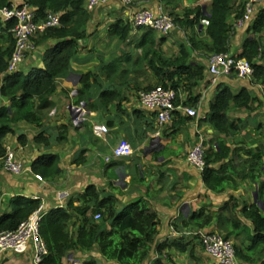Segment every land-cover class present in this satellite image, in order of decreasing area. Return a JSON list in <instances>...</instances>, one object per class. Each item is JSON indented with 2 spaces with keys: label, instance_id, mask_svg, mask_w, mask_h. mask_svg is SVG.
I'll list each match as a JSON object with an SVG mask.
<instances>
[{
  "label": "trees",
  "instance_id": "16d2710c",
  "mask_svg": "<svg viewBox=\"0 0 264 264\" xmlns=\"http://www.w3.org/2000/svg\"><path fill=\"white\" fill-rule=\"evenodd\" d=\"M88 0H24L37 10L38 19H43L47 11L60 14V25L46 29L37 38V45L54 41L44 53V68L32 67L27 72L19 70L7 71L9 58L12 55L15 39L11 31L14 21L0 20V73H4L0 83V101L5 98L9 104L0 106V159L6 153L2 139L9 132H14L12 124L26 121L41 125L47 112L54 106L52 95L57 88V79L65 77L71 70L74 57L80 50L81 41L90 35L88 25L92 13L87 9ZM166 7H179L181 0H161ZM199 1V0H189ZM11 0H0V8L11 6ZM19 3V4H20ZM169 14L173 10L166 8ZM210 13V16H208ZM244 13V0H210L206 12L203 5L184 9L183 15L176 14L174 20L181 27L192 29L186 42L179 45L178 55L165 58L159 47L155 31L144 28L142 39L138 42L142 53L133 60L142 66L146 61L163 80L157 84L175 89L182 87L183 80L179 75L188 77V85L193 80L202 79L205 67L193 66L190 63V51L202 50L206 54L227 52L232 42V23L230 17L238 18ZM233 18V19H234ZM202 20L207 24L203 36L193 32ZM247 36L242 42L239 57H245L254 68L251 82L259 84L264 91V43L257 36L264 29V11H259L253 23L247 26ZM109 35L126 41L133 26L130 20L118 17L109 25ZM166 36V35H163ZM151 56V57H150ZM119 59H113L106 67V74L116 70ZM97 74L88 71L81 74V88L76 96V104L90 96L92 83ZM186 84V85H187ZM154 86V85H153ZM150 86L147 89L153 87ZM119 96L118 91L105 89L100 93L104 104H110ZM179 100L177 99L176 104ZM197 98H190L194 105ZM264 101L254 95L247 87L234 92L232 85L220 82L217 93L210 103L208 122L217 132V136L205 142L206 167L202 170V178L207 189L216 194L228 190H237L239 182L250 181L256 184L258 199L264 205V131L262 141L255 148L240 145L243 141L227 140L236 133L245 130L247 121L242 117L231 118L230 111L243 110L248 115L260 109ZM94 109L95 105L90 106ZM177 112V111H175ZM174 112V113H175ZM263 123H259V128ZM67 129V126H63ZM63 136L61 140H64ZM19 140L25 144V136ZM37 142L49 143L45 132L35 137ZM82 160V157L80 158ZM34 172L43 178L52 179L60 172L59 156L45 153L37 157L32 164ZM79 201L80 204H75ZM40 205V200L32 197L16 195L11 199L12 210L0 215V232L14 230ZM100 213L101 218L95 219ZM160 219L157 211L146 199L141 198L127 204L120 210L117 198L113 194L102 195L95 184H89L77 199L68 202L67 207L51 208L43 216L40 232L44 238L48 254L39 264H67L64 259L69 251H97L108 264H145L151 253L155 251L158 258L152 264L173 263L168 247H175L180 252H189L193 259H199L196 244L200 235H187L172 241L157 242ZM213 226V231H220L235 241L238 257L244 264H264V208L255 201L240 203L234 194L229 196L217 211L200 208L192 212L183 227L191 230H202ZM176 227L178 225L176 224ZM204 254L206 253L203 250ZM203 254V253H201ZM207 254V253H206ZM191 262H193L191 260ZM82 264H100L94 256L84 260ZM198 264V263H197Z\"/></svg>",
  "mask_w": 264,
  "mask_h": 264
},
{
  "label": "crops",
  "instance_id": "0c3cea01",
  "mask_svg": "<svg viewBox=\"0 0 264 264\" xmlns=\"http://www.w3.org/2000/svg\"><path fill=\"white\" fill-rule=\"evenodd\" d=\"M11 1L20 3L24 0ZM197 5H203L206 12L209 3L204 0H181L178 8H166L172 9L180 16V9ZM159 6H164L163 1L134 0L127 7L121 0H105L93 9L87 8L92 13L88 25L90 35L81 41L80 50L72 61L68 75L57 79V88L51 97L54 106L47 112L41 125L26 121L14 123V132H9L2 139L5 149L11 147L25 170L19 174L9 173L4 170L0 159V215L12 210L11 199L16 195L39 199L40 204L48 211L55 207H67L68 202L77 199L89 184H95L102 191V195L113 194L117 198L119 210L136 200L146 199L158 213L160 224L157 242H163L175 240L184 234L200 235L201 231H206V228L192 231V228L183 227V221L188 220L192 212L202 207L217 211L231 194H234L240 203L254 201L256 184L250 181H240L237 190H228L222 194L209 191L203 181L202 171L191 166L186 157L200 136L204 137L205 142L217 136L216 130L207 120L210 103L217 93V84L229 83L234 92L245 86L264 101L261 85L254 84L251 79L243 80L236 76L222 77L217 84L211 83L208 72L209 55L202 50H192L190 63L193 66L203 65L204 75L202 79L193 80L192 85L187 84L188 77L185 74L177 76L183 80L182 87L177 90V99L178 104L195 106L199 115L192 117L182 110H176L171 121L159 126L157 115L140 106L138 91L163 80L162 75H158L147 61L142 66L133 62L143 50L138 42L142 39L144 28H133L126 41L110 36L108 30L109 25L120 16L129 21L135 10L157 9ZM233 18L230 17V20ZM206 24L207 22L202 20L195 26L193 32H197L196 36L204 35L202 31ZM190 32L191 28L178 24L166 36L155 31L157 38L162 39L159 47L164 57L178 55L179 45L186 42ZM248 32L246 28L240 29L232 37L236 51H241L242 42ZM257 36L264 43V29ZM105 37L108 40L103 41ZM101 38L104 39L100 40ZM52 44L54 41L38 45L19 70L27 72L32 67L44 68V53ZM113 59H119L121 63L117 64L115 71L112 69L106 74L105 67ZM88 71L97 74L96 81L92 83L90 96L86 100L85 119L77 125L72 119L69 107L71 104L77 105L76 96L82 86L79 82L80 76ZM3 77L4 73H0V83ZM105 89L118 91L119 96L110 104L102 103L99 97ZM73 91L76 93L72 94ZM190 98H197V102L192 105ZM3 104L9 102L2 98L0 106ZM88 105L97 107L90 109ZM230 117H242L246 119L247 125L244 131L236 133L227 141H243L240 145L257 147L262 141L264 131V104L250 115L233 108ZM94 123L106 124L108 133L103 137L96 136L92 131ZM259 123H263L261 129ZM63 126H67V129H63ZM43 131L49 143L35 140ZM20 135L25 136V144L20 142ZM63 136L65 139L61 140ZM122 140L130 143L134 150L133 155L112 158L107 162L105 157L111 155L113 148ZM45 153L59 156L61 170L54 178H44L40 181L36 178L38 173L34 172L32 164L37 157ZM75 204L80 202L76 201ZM32 251L30 246L25 254L1 252L0 264H33ZM166 252L171 255L173 263L164 260V264H181L177 263L176 255L187 253L180 252L175 247H168ZM91 256L96 257L100 264H108L95 250L69 251L64 261L68 262L67 264H82ZM157 258L158 254L153 251L145 264H152ZM188 264L197 262L190 260Z\"/></svg>",
  "mask_w": 264,
  "mask_h": 264
},
{
  "label": "built area",
  "instance_id": "2783aa9c",
  "mask_svg": "<svg viewBox=\"0 0 264 264\" xmlns=\"http://www.w3.org/2000/svg\"><path fill=\"white\" fill-rule=\"evenodd\" d=\"M105 0H88L89 9L97 7ZM123 5L130 6L134 0H121ZM264 11V0H244V13L234 18L232 23V33L240 29H245L251 25L259 11ZM0 20L3 22L14 21L11 28L15 39V45L11 57L9 58L7 71L16 72L21 67L25 59L38 47L37 38L50 27L60 25V14L58 12L47 11L43 19H38L37 10L28 3H12L11 6L0 8ZM134 29L150 28L161 35H168L176 27L174 18L159 6L157 9L141 8L135 10L130 18ZM232 42L227 52L212 53L208 56V72L211 83L217 84L222 77L236 76L239 79H252L254 68L245 57H239L238 51L232 52ZM73 91L72 94H75ZM178 98L177 89L172 86L165 87L157 84L149 89L138 91V101L140 106L157 115V123L163 126L171 121L176 110H182L186 115L197 117L198 109L191 105L176 104ZM82 106V103H80ZM84 115H80L73 120L77 125L84 121L87 113L84 108ZM92 131L96 136L103 137L108 133L109 128L104 123H94ZM205 139L200 136L187 153V162L202 171L206 167ZM134 150L129 142L122 140L113 148L111 155L105 157L107 162L112 158H123L133 155ZM2 160L5 171L19 174L25 170L24 165L15 157L11 147H7ZM36 178L43 181L40 174ZM43 205L34 210L28 218L21 221L14 230L0 232V253L11 251L17 254H25L29 247H32L33 264H39L45 255L48 254L47 244L40 232V223L46 214ZM95 219H100L101 214L97 213ZM200 242L204 251L218 264H244L238 257L233 239L227 238L218 231L200 232Z\"/></svg>",
  "mask_w": 264,
  "mask_h": 264
},
{
  "label": "rangeland",
  "instance_id": "374dc122",
  "mask_svg": "<svg viewBox=\"0 0 264 264\" xmlns=\"http://www.w3.org/2000/svg\"><path fill=\"white\" fill-rule=\"evenodd\" d=\"M209 1L210 0H204V2L205 3H209ZM184 9L185 8H183V9H180V11H179V13H182L181 15H183L184 14ZM170 12V11H169ZM174 18H175V16H176V14H171ZM139 29H141V28H139ZM102 39H104V38H101L100 40H102ZM106 40H108V38H106L105 37V39L103 40V41H106ZM231 49H232V52L234 51V52H236V48L234 47V45H233V43H232V45H231ZM154 84H156V83H154ZM153 84V85H154ZM244 140V139H243ZM250 146V145H249ZM119 204H120V202H119ZM117 205H118V203H117ZM118 207L120 208V206L118 205ZM206 231H204V232H208V231H210V230H213V228H211L210 229V227H206V229H205ZM218 232H220V231H218ZM222 233V232H221ZM234 243H235V241H234ZM196 246H197V249H196V253H198L197 255H198V257H199V259H193V257H191V255H190V253L189 252H187V253H178L177 255H176V258H177V263L179 262V263H181V264H188V261H190V260H192L194 263L195 262H197L198 264H218L217 262H215L212 258H210L206 253L205 254H201V253H204L203 252V247H202V245H200L199 243H197L196 244ZM165 252L167 251V249L166 250H164ZM214 261V262H213Z\"/></svg>",
  "mask_w": 264,
  "mask_h": 264
},
{
  "label": "water",
  "instance_id": "95a60500",
  "mask_svg": "<svg viewBox=\"0 0 264 264\" xmlns=\"http://www.w3.org/2000/svg\"><path fill=\"white\" fill-rule=\"evenodd\" d=\"M208 16H210V13H208ZM81 105H73L71 104L69 109H70V113L72 116V119L75 120L76 118H78L80 115H84L85 111L84 108L86 107L85 102H81ZM21 132V131H18ZM253 197H254V201L261 207L264 208L263 202L261 200L258 199V192L257 190L254 191L253 193ZM224 236H227L226 234H224Z\"/></svg>",
  "mask_w": 264,
  "mask_h": 264
},
{
  "label": "clouds",
  "instance_id": "9594fccd",
  "mask_svg": "<svg viewBox=\"0 0 264 264\" xmlns=\"http://www.w3.org/2000/svg\"><path fill=\"white\" fill-rule=\"evenodd\" d=\"M86 7H88L87 6V3H86ZM164 7V6H163ZM165 9V8H164ZM166 10V9H165ZM167 11V10H166ZM168 12V11H167ZM169 13V12H168ZM172 16V15H171ZM173 17V16H172ZM174 18V17H173ZM176 23V22H175ZM142 28H144V27H142ZM158 33V32H157ZM82 102H84V101H82ZM81 103V102H80ZM78 105V104H77ZM80 105V104H79ZM85 105H86V103H85ZM210 231H213V230H210ZM227 237V236H226ZM234 241V240H233Z\"/></svg>",
  "mask_w": 264,
  "mask_h": 264
}]
</instances>
